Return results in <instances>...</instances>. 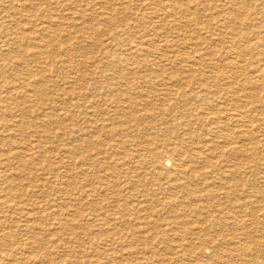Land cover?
<instances>
[{
	"label": "bare ground",
	"instance_id": "6f19581e",
	"mask_svg": "<svg viewBox=\"0 0 264 264\" xmlns=\"http://www.w3.org/2000/svg\"><path fill=\"white\" fill-rule=\"evenodd\" d=\"M2 1H4V0H2ZM92 1L93 2H96V1L100 2L99 7H102L101 9H103L104 12L103 11H97L98 13L94 12L91 15V18L88 17L89 18L88 20H86L84 22L82 21L80 23L78 21L75 22L74 28L76 29L77 32H81L82 30H84L88 34L94 33L98 29L97 26H100L99 24H101V22H100L101 20H102L103 24H107V27H108V24L109 25L114 24V22L116 21V19L120 15L127 18L130 16L129 14L132 15V13H133L132 12L133 10L131 11L129 9V7L126 6V4L124 5V3L123 4L121 3L119 5V4L113 3V0H102V1L92 0ZM138 1H140V3L142 2V4H147L148 6H146L145 9H142L143 10L142 12H137V13L134 12L135 17H138L140 15L147 17V15L150 16V15H154V14L160 15L161 19L172 17V18H175L177 20V23L175 21H173L171 23H175L176 26L179 25V23H180L179 21L181 19H184L185 21H188L191 23L193 22L194 17H192V16L195 15V12L191 8V3L193 4L194 2H196L195 0H138ZM146 1H147V3H146ZM89 2H91V1H89ZM132 2H134V1H132ZM212 2H214V1H212ZM252 2H256L254 6L252 5ZM151 3H152V5H151ZM197 3L200 4V2H197ZM233 3H234L233 6L230 9L228 8L225 11V13L229 15V17H228L229 20L232 19L233 16H235L233 18H236V13H238V12L240 13L242 10L244 11V9L246 10L248 7H251L252 10H254L255 23L258 24V25L255 24L256 25L255 27H257L258 29H256L257 31L255 32L256 38L254 40H252V39L249 40L248 45H244L239 40H237V38H235V37L232 40H230V39L226 40L225 38H223V39L218 38L215 40V38H209L208 39V38H204V37L199 36L196 40L195 39L192 40L191 38H193V37L190 36L191 38H189L190 40H188L187 38H185L183 36L179 37L178 34H176V36H174L175 39H171V41H169L168 39H163V38L162 39H159V38L154 39L155 37H152V36L151 37L149 36L147 39H145L146 38L145 37L143 41H139V43H136V45L133 43V42H136L135 40L127 41L125 43L126 45L122 46V48H120V51L118 52V55L115 56L120 62L125 61V62H127V65H130L129 67L127 66L126 72L121 73L122 77L119 76L120 80L119 81L117 80V84H116L118 87L117 90H113V88H111L112 84L111 85H109V84H104V85L98 84V85L93 86L92 88L86 86L85 90H79V91L76 90V88H74V86H71V87H73L72 90H74L73 91L74 93H78L80 91L86 92V93L88 92V94H87V96H88L91 91H94V92L99 93L102 96L105 95V97H103L104 98L103 101L104 102L109 101L110 102L109 107L113 108V110H114L113 114H110L109 110H108V112H106V115H105L106 117L103 118L104 119L103 129H106L105 131L109 135V138L104 139L101 142L102 147H100V145H96L95 148L96 147L97 148L93 151L92 155H89V154L87 156L84 155V156H82V158H84L85 161H89V166H91L95 170V172L100 171L99 167L103 170H105V168H106V170H107L108 169L106 167L107 164L108 163L112 164L113 168H114V174H115L116 180L114 178L112 181L111 180L105 181V180L100 179L98 175H97L98 177L95 175L96 177H94L92 179V186H93L92 189H86L85 188V190H83V193L86 194V193H89L91 191L92 192L95 191V193H97V190L99 188L103 189V190H107L111 186L113 188V187H115L117 181L118 180L120 181V179H121L120 175L122 177L125 175V173L129 178V182H130L129 185L130 186L134 185L135 188H139L140 185H143V182H145L147 184L150 182L153 185L157 184V182L161 181L165 177L166 183L177 185V187H175V188H180L183 190L186 189V191H188V195L190 197H198V195L194 192V190L191 189L192 188L191 185L194 184V185L198 186L199 184H202V185L206 184L209 186V184L211 183V180L216 181L219 184L218 186L224 190V195H223L224 200H221L223 197H220L221 195L219 196L218 194H217L218 195L217 196L213 190L206 191V192L208 193L209 200L210 199H212V200L216 199L217 200L216 202L220 203L221 205H226V208H227L226 212H221V213L215 214V215L209 214L210 216L207 214V216H206V213H205V206H207L206 204H205V206L201 205V206H194L193 207V205H195V204L192 203L193 205L191 207L194 209L193 213L195 216L193 218V222H196V220L200 221V224L202 225V227L199 226L200 228L195 227V224H193V222H191V220H190L191 218L186 219V217H184V216L183 217L179 216V217H177V220H175L174 217L171 218V216H168L169 218L167 221L174 222L176 224L179 223L180 226L181 225L184 227L187 226L188 227V233L197 237V239L200 241V243L202 245H203V243L215 245V249H213L214 251H212L214 253H213V256H211V257H207L203 253L200 252L201 254H199L200 256H198V260H199V262L204 263V264H234L235 258H236L235 260L237 262L239 261L242 264H246L247 262H244L243 256H248V258L251 257L252 261L256 258H260V259L264 258V247H263L264 246V239L263 238H262L263 240L256 239V236L258 234H261V236L262 235L264 236V0H259V1H256V0L255 1H253V0H233ZM25 4H26V2H25ZM92 4H95V3H92ZM194 5H195V3H194ZM92 6H94V5H92ZM92 6L90 5V7H92ZM196 7H198V6H196ZM91 9H93V7ZM87 10H88V8H87ZM196 10H198V8ZM204 10L206 12V9H204ZM47 12H45V13H47ZM158 12H162V13H158ZM201 12L203 13V11H201ZM52 13L53 12L50 11V13L47 16L48 17L47 20H49L51 22H53L52 20H54V19H52L53 18ZM225 13H223V14H225ZM223 14H222V16H223ZM40 15H42V14H40ZM199 17H200V15H199ZM41 19H43V18H41ZM12 21H15V20H12ZM188 22H186V23L189 24ZM252 23H253V21H252ZM39 24H40V22H39ZM39 24H38V29H36L37 27H35V29H36L35 32L32 31L31 34L23 33L20 39H22L23 41H26V40L28 41L29 39L31 40V38H33V42L29 48L32 50L31 55L35 57L33 62L36 63L33 65L32 74L30 75V77L33 81H30V82L28 81L29 83L28 82H25V83H28V85H30V86H32L31 83H33V82L37 83L36 87H41L39 89V91L41 92L42 95L48 94L46 92V88H47V86L50 85L49 81H52L51 78L54 77L53 75H57V71L59 73L61 72V69L66 66L65 62L71 63L70 66H72L75 69L79 68V70L82 71V73H81L82 75L80 76V74H79V77H81V78H79V79L76 78L78 81L86 78V77L84 78V71H85L84 68H85L86 63L83 60H75L74 57L72 56L74 53H82V54L87 55L89 53L88 50L91 48V49H95V51L99 50L98 52H100L106 58H108V57L110 58L116 54L115 52H112L113 49L104 48L101 43H100L101 46H90V44L95 43V40H92V38H88V37L85 38L84 36H81L80 39L68 41L67 43H68L69 47H61V41H60V39H58L59 38L58 36H57L58 38L56 37V35L54 34V31L52 29L53 25L52 24L47 25L46 23H44L42 25H39ZM54 25H55V23H54ZM189 25H191V24H189ZM127 26H129V23H127ZM195 26H196V23H195ZM233 26H235V25H233ZM103 27H106V25ZM214 27L215 26H213V28ZM172 28H174V27L169 26L170 30ZM105 29H107V28H105ZM185 29H187V28H185ZM235 29H234V31H235ZM27 30H29V29H27ZM98 30H97V32H98ZM100 30H102V29H100ZM11 31H14V30L11 29L10 32ZM102 31H104V29ZM239 32H242V31L240 30ZM255 33H253V34H255ZM98 35H99V32H98ZM194 36H196V35L194 34ZM218 36H220V35H218ZM236 36H237V33H236ZM18 37H20V36H18ZM215 37H217V36H215ZM12 38H14V37H12ZM227 38H229V36ZM28 45H30V44H28ZM13 50H15V49H13ZM13 50H12V52H10L11 50L6 52L7 49H6V51L5 50L3 51L2 48H0V75H2L4 73L6 74V69L8 68L7 65L9 64V61H11L12 59H15V58H16L15 60H17L18 59L17 57L20 54L17 55L16 53L22 52L19 49H17L16 51H13ZM168 50H176V51L181 50L179 52H182V50H183L185 52H184V54H180V55L178 54L179 57H182V59L180 61L176 62L178 60L177 57L174 56L171 58L169 56ZM93 52H94V50H93ZM93 52H92V54H93ZM155 52L158 54V56L153 57L154 55L152 53H155ZM49 53L51 54V55H49V57H51L50 59L52 62L56 59L55 57H59L60 55L65 56L66 59L62 60L58 64V65H60V67L57 66V67H59V70H57L53 65H51L49 63L48 64L45 62L40 63L41 61L42 62L44 61V59L40 60V58H44V57L46 58V56H44V55H46V54L48 55ZM24 54H26V53H24ZM20 58L22 59V56ZM37 59H39V60H37ZM18 60H20V59H18ZM136 60H141V61L136 62ZM119 61H118V63H119ZM1 62H2V64H1ZM19 63L23 64V62H19ZM31 64H32V62H31ZM20 66H22V65H20ZM27 66H28V64H27ZM106 71H107V69H106ZM20 72L27 74V75H25L26 77L22 76L24 81H27L29 71L28 70H22ZM34 72H38V74L37 75L33 74ZM89 75H90V73H89ZM19 76H21V75H19ZM69 77H70V75H69ZM141 77H142V79L145 78V81H146L145 87L143 85L144 82L140 81ZM24 81H23V83H24ZM53 81H55V80H53ZM66 82H67V80L65 81V83ZM71 82H73V81L71 80ZM67 86H66V88H67ZM12 87H13V85H12ZM80 88H82V87H80ZM12 91L13 90H11L10 88L9 89L7 88L5 92L9 93ZM110 92H112V93L116 92V93H114V96H112L110 94ZM12 95L13 94H11V96H10L11 98H12ZM15 95H17V94H15ZM26 95H28V94H26ZM35 96H36V94H35ZM0 98L2 99V96H0ZM50 99H51L50 97L47 98V100H50ZM88 102H90V105H92L91 104L92 100H90ZM168 102L172 103L168 107L170 113L174 112V111H171V108L173 107L175 109L181 110L180 114H168L167 112H164L162 107L165 106ZM37 104L38 103H36V105ZM16 105H17V107H21L22 109H24V105L21 102L17 103ZM93 105H95V103H93ZM107 105H109V104H107ZM88 107L90 108V106H88ZM146 108L151 109L152 111H149ZM51 109H53V108H51ZM59 109L61 110V108H59ZM37 110H38V108H37ZM157 110H158V112H157ZM0 111H2V108H0ZM45 111L47 112V110H45ZM140 111L142 112V114L140 113ZM33 113H36V112L33 111ZM58 113L56 115H58ZM88 113H86L84 115L86 123L90 124V123H94V122L99 121V119H97L98 116L96 113L94 114V113H92V111L88 112ZM140 114H141V117L139 119H144L142 121L148 122V126L145 125L143 128H141L142 135L130 134L131 133L130 130L133 126V125H130V126L126 127V129L128 130V132L130 134L129 136L126 135L129 138L127 140V142L125 140H123V138L117 136L116 133H118V131H117L118 127H123L130 120H132V121H133V119L136 120ZM60 116H61V114H60ZM53 117H55V116H53ZM67 118H68V116H67ZM16 120H17V118H16ZM41 121H43V120H41ZM53 122H54V119L51 117L49 119V122H47L46 124L51 125ZM135 122H137V120ZM133 123H134V121H133ZM143 124L144 123H140V125H143ZM22 125H23V122H22V120H20L19 125H18V128L20 130L22 129ZM116 125L118 127H116ZM54 127H56V126H54ZM11 130H13V128H11ZM52 132H53V136H49V137H57L58 136V135H56L57 133H54V131H52ZM85 134H86V132H85ZM100 136H101V134H100ZM56 140H57V138H56ZM85 142H88V140H85ZM129 142H131V144H129ZM8 143H9V141H8ZM10 143L12 145L15 144V142L14 143L10 142ZM41 144L44 145L43 142H41ZM78 145H80V143ZM52 146H55V145H52ZM82 146H83V144H82ZM98 146L100 148H98ZM36 147H37V145H36ZM47 147H48V145H47ZM27 150L31 152V148L27 147ZM76 150L77 149L69 147V148H65L63 153L75 155V154L79 153V152H76ZM0 152H1V150H0ZM32 152H33V150H32ZM21 153H24V151L23 152L20 151V153L13 154L12 160L15 161L16 158H19V161L22 162V164L24 166L29 167L30 164L23 160V158L21 157L23 154H21ZM25 153H27V152H25ZM27 154H29V153H27ZM29 156H31V155L29 154ZM25 159H26V156H25ZM30 159L31 158L29 157V159H27V160L29 162H32ZM58 160H60V159H58ZM67 162H69L68 159H67ZM2 164L3 163H1V165ZM77 164H78V162H77ZM43 165H44V163H43ZM66 165L68 166V164H66ZM16 166H18V164ZM35 166H37V165H35ZM91 167H89V168H91ZM3 168L5 169L4 166H3ZM76 168H77V166H76ZM125 168H126V170H125ZM136 168H137V170H136ZM5 171H7V170H5ZM61 172L63 173V171H61ZM52 173H54V171H52ZM64 173H65V171H64ZM106 173H108V172H106ZM27 174L29 175V173H27ZM109 174H110V172H109ZM22 176H24V175H22ZM27 176H26V178H27ZM14 178H16V177H14ZM173 178H175V179H173ZM61 179H63V178H61ZM0 181H2V180H0ZM34 182H35V178H34ZM93 183H95V184H93ZM28 184L29 183H27V185ZM58 184L60 185V182ZM85 185H86V183H85ZM36 187H38V186H36ZM16 189H19V188H16ZM172 189H173V187H172ZM109 190H111V189H109ZM69 192H67V194L71 195ZM5 195H6L5 196L6 198H9V200H11L13 202H15V200L19 199L14 186H11V187L9 186ZM28 195H30V194L28 193ZM110 195H109V197H110ZM51 196H53V195L51 194ZM72 197H74V196H72ZM49 199H51V198H49ZM68 199L69 198H67V201H68ZM111 199H112V197H111ZM43 200H44V198H43ZM108 201L110 202V199ZM188 203L186 202L187 205H188ZM190 204H189V206H190ZM209 204H211V203H209ZM65 205H67V204H65ZM1 208H2V206H1ZM72 208H73V206H72ZM163 208H164V206H163ZM34 209H36V208H34ZM61 209H62V207H61ZM3 211L5 212V209ZM28 211H29V209H28ZM47 211H48V207H47ZM100 211H103V210H100ZM207 211H208V209H207ZM261 211L263 213V217H260V215H259V212H261ZM75 212H76V210H75ZM17 213H19V212H17ZM44 213H46V212H44ZM48 213H49V211H48ZM31 214H32V212H31ZM34 215H36V214H34ZM93 215H94V213H93ZM190 215H192V214H190ZM58 216H59V214H58ZM29 218H31V217H29ZM66 218H68V217H66ZM74 218H76V216ZM101 220L102 221L100 222V224L96 225V227L99 226L98 229L97 228L95 229V230H98V232L96 233L97 235H95V234L93 236L88 235L87 236V239H88L87 243L85 241H79L80 239L79 240L77 239V242L80 244L79 250L83 251V253H85L87 251V245L89 243L92 246L93 245H99V242H97V240H104V241H102L104 243V245H103L104 247L102 246L103 249L101 250V254H103V256L100 257L102 260H100V263L98 262L97 264H122V263H124V258L122 256L118 255V253H116L117 252L116 250L114 251L116 243H119L120 240H126L128 237H132V239H137V238L145 239V238H148L147 236L150 233L149 228H146V230H144L142 232L141 231L138 232V231H135L133 229L129 232L130 233L129 235H126V229L125 228L114 229L116 226H113V225H115V224L118 225L120 223V220L118 221V223L113 222L114 220L111 221L110 215L105 214V213L102 215ZM57 222H59V221H57ZM49 223H50V221H49ZM41 224H42V222H41ZM170 224L171 223L166 224V225L169 226ZM205 224H208L211 227H215L216 229L219 230V233H223V236L219 239L217 238L218 240L214 239V236L210 233V231H211L210 228L207 227L208 225L203 226ZM77 225H79V224H77ZM161 226L158 225L156 227L160 228ZM257 227L259 229H256ZM66 228H68V226ZM70 229L72 230V228H70ZM180 229H181V227H180ZM5 230H6V228H5ZM152 230H153V228H152ZM160 230L162 233H166V234H167V231H169V229H165L164 227L160 228ZM6 231H8V230H6ZM44 231H45V229L43 228V232ZM57 232L58 231H56L55 233H57ZM139 235H140V237H139ZM30 237H32V236H30ZM53 237L55 238L54 235H53ZM172 238H174V237H172ZM222 238L226 239V242H224L226 245V248H224L223 246H220L223 244V242L222 243L219 242ZM170 241H172V240H170ZM189 241H190V239H189ZM216 241L218 244L215 243ZM46 242H47V240H46ZM55 242H57V241H55ZM60 242H58L57 244H59ZM62 244H63V242H62ZM6 245H8V244H6ZM174 245H176V244L174 243ZM174 245H172V246H174ZM9 247H10V245H9ZM95 247L97 248V246H95ZM167 247H168V245H167ZM262 247H263V249H261ZM178 248H181V247H178ZM251 248L254 249V254H252V255H251L252 251H250ZM31 249L33 250V248H31ZM55 249H56V247H55ZM145 249H147V248H145ZM191 249L194 250L195 248L192 246ZM34 250H35V248H34ZM71 251H73V250L71 249ZM93 251H95V250H93ZM53 252H55V251H53ZM74 252H75V250H74ZM110 252H112V253H110ZM183 252H184V250H183ZM35 253L36 254L34 256L35 258H33V262L35 261V259H40L42 261V263L44 260V261H47L48 264H55V258L54 259L51 258L46 253V251L43 247H40L38 250H36ZM56 254H54V255H56ZM154 254H156V255L158 254V250L156 248H154ZM58 255H59V252H58ZM76 255L78 256V254H76ZM28 257L31 258V256H28ZM118 257H121V258L119 259ZM145 257H147V256L145 255ZM230 257H232V261H231ZM147 258H149V257H147ZM171 258H172V256H171ZM15 259L17 260V258H15ZM158 259L159 258H157V261H158ZM245 259H247V258H245ZM1 260H0V263H1ZM25 260H27V259H25ZM69 260L70 261L68 262V264H84V261L81 260V258H77V260L74 262H71V259H69ZM195 260L197 261V259H195ZM97 261H99V260H97ZM151 261H154V260H150V262ZM2 262H4V261H2ZM5 262H6V260H5ZM66 262H65V264H66ZM239 262H238V264H239ZM34 263H36V262H34ZM95 263H93V264H95ZM25 264H27V263H25ZM153 264H168V263H163L162 260L159 259L158 263L153 262Z\"/></svg>",
	"mask_w": 264,
	"mask_h": 264
},
{
	"label": "rangeland",
	"instance_id": "374dc122",
	"mask_svg": "<svg viewBox=\"0 0 264 264\" xmlns=\"http://www.w3.org/2000/svg\"><path fill=\"white\" fill-rule=\"evenodd\" d=\"M129 1L128 0H113V3L119 4V5L121 3L122 4L124 3V5L126 4V6H128L131 11L133 10L132 11L133 13L132 15L129 14L130 16L127 18L120 15L116 19L114 24L112 25L108 24V27H107V24H103L101 20L100 21L101 24H99L100 26H97V28L99 29V30L97 29L99 32V35H98L97 30L95 31L96 33L94 32V33L88 34L84 30H82L81 32H77L76 29L74 28L75 22L78 21L80 23L82 21L84 22L88 20L89 18H91V15L94 12L96 13H98L97 11L104 12V10L101 9L102 7H99L100 2L98 1L93 2L92 0H59V1L58 0H4V1L0 0V48H2L3 51L4 50L6 51L7 49L6 52H8L9 50H11L10 52H12L13 49H15L13 51H16L17 49L22 51V52L16 53L17 55L20 54L17 58L20 59L21 61L18 59L15 60L16 58L12 59L11 61H9V64L7 65L8 67L6 69L7 75L5 73L0 75L1 76L0 77V96H2V99L0 98L1 100L0 108H2V111H0V130H1L0 131V144H1L0 145V150H1L0 152L1 153L0 154V161H1L0 162V180H2L0 181V198H1L0 199V260L2 259L0 264L2 263L3 264L4 263L5 264H11V263L12 264H22V263L23 264L25 263L27 264H46L47 263L48 264V262L44 260L42 263L40 259H35L34 262L36 263L33 262V258H35L34 256L36 254L35 252L40 247H43L46 253L51 258L53 259L55 258V264L57 263L65 264L66 261H67L66 264H68V262L70 261L69 259H71V262H74L77 260V258H81V260L84 261V264L86 262H87L86 264H93L95 262H96L95 264H97L98 262L100 263V260H102L100 257L103 256V254H101V250L104 247L103 246L104 243L102 241L104 240H97V242H99V245L92 246L89 243L87 245V251L83 253V251L79 250L80 244L77 242V239L78 240L80 239L79 241H85L87 243L88 235L90 236H93L94 234L97 235L96 233L98 232V230H95V229L96 228L98 229L99 226L96 227V225L100 224V222L102 221L101 217L104 213L109 214L111 221L114 220L113 222L118 223V221L120 220V223L118 225L116 224L113 225V226H116L114 229L125 228L126 235H129L130 234L129 232L133 229L138 232L139 231L142 232L146 230V228L150 229V233L147 236L148 238L143 239V238L136 237L138 239L137 240V239H132V237H128L126 240H120L119 243H116L114 251L116 250L117 251L116 253H118V255L124 258V263L122 264H126V263L127 264H153V262L158 263L159 259H161L163 263H168V264H183V263L184 264L185 263L186 264L187 263L188 264H197V263L204 264V263L199 262L198 260V256H200L199 254L203 253L207 257L213 256L214 252L212 251H214L213 249H215L214 244L203 243L202 245L200 241L197 239V237L188 233L187 226L185 227L182 225L180 226L179 223L176 224L174 222H169L167 220L169 218L168 216H171V218L174 217L175 220H177V217L179 216L181 217L184 216L186 217V219L191 218L190 220L191 222H193V218L195 217L193 213L194 209L191 207L193 204H195L193 205V207L201 206V205L205 206L206 204L207 205L205 206L206 216L207 214L215 215L221 212H226L227 211L226 205H221L220 203L216 202L217 201L216 199L209 200L208 193L206 192V191L213 190L216 193V195L218 194L219 196L221 195L220 197H223L224 190L218 186L219 184L216 181L211 180V183L209 184V186L206 184L205 185L199 184L198 186L194 184L191 185L192 186L191 189L194 190V192L198 195V197H190L186 189L183 190L180 188H175L177 187V185L166 183L165 177L161 181L157 182V184L153 185L150 182L148 184L143 182V185H140L139 188H135L134 185L133 186L129 185L130 183L129 178L125 173V175L122 177L120 175L121 179L120 181L119 180L117 181L115 187L112 188L111 186L109 188L111 190L109 189L103 190L99 188L97 190V193H95V191L94 192L91 191L86 194L83 193V190H85V188L92 189L93 187L92 179L96 177L97 175L99 176L100 179L105 180V181H109V180L112 181L114 178L116 180V177L114 174V168L112 164L110 163L107 164L106 166L108 168L107 170L106 168L105 170H103L99 167L100 171L95 172V170L91 166H89V161H85V159L82 158V156L84 155L85 156H87L88 154L92 155L93 151L97 148V147L95 148V146L100 145V147H102L101 142L104 139L109 138V135L105 131L106 129H103V126H104L103 118L106 117L105 115H106V112H108V110L110 114H113L114 110L113 108L109 107L110 106L109 101H107L108 103L103 101L104 100L103 97H105V95L102 96L99 93L94 92V91H91L88 96H87L88 92L86 93V92L80 91L78 93H74L73 92L74 90H72L73 87L71 86H74V88H76V90L79 91V90H85L86 86L92 88L93 86L98 85V84L100 85H104V84L111 85L112 84L111 88H113V90H117L118 88L116 85L117 80L118 81L120 80V77H122L121 73L126 72L127 66L129 67L130 65H127V62L125 61L120 62L115 56L118 55L120 48L126 45L125 43L127 41L135 40L136 42H133V43L136 45V43H139V41H143L145 37H146L145 39H147L149 36L155 37L154 39L163 38V39H168L169 41H171V39H175L174 36L178 34L179 37L183 36L187 38L188 40H190L189 39L191 38L190 36L193 37L191 38L192 40L193 39L196 40L199 36L208 38V39L215 38V40L218 38H222V39L225 38L226 40H229V39L232 40L235 37L237 38V40H239L244 45H248L249 40L251 39L254 40L256 38L255 32L257 31L256 29H258L257 27H255L256 25H258L255 23V13L251 7H248L246 10L244 9V11L242 10L240 13L239 12L236 13V18H233L235 17L233 16L232 19L229 20L228 19L229 15L226 14L225 11L228 8L230 9L233 6L234 4L233 0H208V1L207 0H195L196 1L194 2L195 5L194 3L193 4L191 3V8L195 12V15L192 16L194 17L193 22L191 23V22L185 21L184 19H181L179 21L180 22L179 25L176 26L175 23H171V22L175 21L177 23V20L172 17L161 19L160 15H157V14L150 15V16L147 15V17L142 16V15L135 17V13L142 12L143 11L142 9H145L146 6L148 5L142 4V2L140 3V1L138 0H129ZM256 1H259V0H256ZM197 2H200V4ZM92 3H95V4H92ZM255 3L256 2H252V5L254 6ZM90 5L95 6V7L92 6L95 11L91 9L92 7H90ZM197 8L198 10H196ZM204 9H206V12ZM50 11L53 12L52 13V17H53L52 19H54L52 20L53 22L47 20L48 18L47 16L50 13ZM201 11H203V13ZM158 13H162V12H158ZM12 20H15V21H12ZM186 22H188L191 25L187 24ZM44 23H46L47 25L49 24L53 25L52 29L56 37L57 36L59 37L57 38L60 39L61 41V47H69L67 43L68 41L80 39L81 36H84L85 38L88 37V38H92V40H95V43H94L95 45L90 44V46H101L100 45L101 43L104 48L113 49L112 52H115L116 54L110 58L109 57L106 58L104 57V55L98 52L99 50L95 51V49H91V48L88 50L89 53L87 55L82 54V53H74L72 56L74 57L75 60H83L86 63L85 68H84V70L86 71V72L84 71V78L85 77L86 78L78 81L77 79L81 78L79 77V74L81 76L82 71L79 70V68L75 69L72 66H70L71 63L65 62L66 66L62 68L65 72L62 69L60 73L57 71V75H53L54 77L51 78L52 81H49L50 85L47 86L46 88V92L48 94L42 95L41 92L39 91L41 87H36L37 83L33 82L31 83L32 86L28 85L30 81H33L30 75L32 74L33 65L36 64L33 62L35 57L31 55L32 50L29 49L33 42V38H31V40L29 39L28 41L27 40L23 41L20 38L23 33L31 34L32 31L35 32L36 29H38V24L42 25ZM127 23H129L130 27L127 26ZM195 23H196V26H195ZM105 25L106 27H103ZM169 26H173L174 28L170 30ZM213 26L215 27L213 28ZM35 27L37 28L35 29ZM105 28H107L108 30ZM11 29H13L14 31L10 32ZM100 29L102 30L104 29V31ZM240 30L242 32H239ZM235 32L237 33V36ZM193 33L196 36H194ZM228 36L229 38H227ZM179 51L181 50H178V51L168 50L169 56L171 58L174 56L177 57L178 60L176 62L182 59V57H179V55L184 54L185 52L183 50L182 52H179ZM152 54L154 55L153 57L158 56L156 52ZM49 55L51 54L49 53L48 55L47 54L44 55L46 56L47 59L45 57L40 58V60L44 59V61L43 62L41 61L40 63H44V62L47 64L49 63L53 65L57 70H59L60 65L58 64L62 60L66 59L65 56L60 55L59 57H55L56 59L52 62L50 59L51 57H49ZM21 56H22V59L20 58ZM139 61L141 60H136V62H139ZM19 62H23V64L22 63L20 64ZM20 65H22L23 67ZM22 70L29 71L27 81H24V79L22 78V76L27 75V74L20 72ZM33 74L37 75L38 72H34ZM65 79L67 80L66 83H65L66 81ZM71 80L73 82H71ZM140 81L144 82L143 85L145 87L146 85L145 78L142 79L141 77ZM25 82H28V83H25ZM7 88L8 89L10 88L13 91L9 92L10 93L9 94L8 92H5ZM114 93L110 92L112 96H114ZM11 94H13L12 98L10 97ZM49 97L51 99L47 100V98ZM90 100H92V102L95 103V105H93L92 102L91 104L93 106L90 105V102H88ZM19 102H21L24 105V109H22L21 107H17L16 104ZM35 102L38 104L36 105ZM170 104L172 103L168 102L165 106H163L162 107L163 111L167 112L168 114H180L181 110L175 109L173 107L171 108V111H174V112L170 113L168 109ZM88 106H90V108ZM58 107L61 108V110ZM45 110H47V112ZM148 110L152 111L151 109H148ZM33 111H35L36 113H33ZM91 111L92 113L97 114L98 116L97 119H99V121L88 124L85 122L84 115ZM57 113L58 115H56ZM140 113L142 114L141 111ZM141 114L136 119L137 122H135L136 120L133 119L134 123L132 120H130L127 124H125L126 126L124 125L123 127H118L116 125V127H118L117 128L118 133H116L117 136L123 138V140L127 142L129 138L126 135L128 136L130 134L142 135L141 128H143L145 125L148 126V122L142 121L144 119H139L141 117ZM47 117L49 119L51 117L54 119V122L51 125L46 124L47 122H49V119ZM19 119L22 120L23 125H24V126L22 125L21 130L18 128V125L20 122ZM140 123H144V124L140 125ZM130 125H133V126L130 130L131 133L129 134L126 127ZM11 128H13V130H11ZM52 131H54V133H57L56 135L58 136L49 137V136H53ZM99 133L101 134V136ZM85 140H88V142H85ZM10 142H13V143L15 142V144L12 145ZM41 142H43L44 145H42ZM78 142L80 143V145H78L79 144ZM129 144H131V142H129ZM36 145L38 148L36 147ZM52 145H55V146H52ZM27 147L31 148V152L27 150ZM69 147L77 149L76 152H79V153L75 155L63 153L64 149L69 148ZM100 147L98 146V148ZM19 150L22 152L24 151V153H21L23 154L21 157L23 158L25 162H28L30 164L29 167L24 166L22 162L19 161V158H16L15 161L12 160L13 154L20 153ZM25 152L29 153L31 156H29V154ZM25 156H26V159H25ZM29 157L31 158L30 160L32 162H29L27 160L29 159ZM67 159L69 162H67ZM1 163L3 164L1 165ZM17 164L18 166H16ZM66 164H68V166ZM3 166L5 167V169L3 168ZM5 170H7L8 172ZM52 171H54V173H52ZM61 171H63V173ZM64 171L67 175L64 173ZM27 173H29V175ZM22 175H24L25 177ZM60 177L63 179H61ZM34 178H35V182H34ZM59 182H60V185L58 184ZM27 183L29 184L27 185ZM9 186L10 187L14 186L16 193L19 197V199L15 200V202L5 197L6 196L5 193L7 189L9 188ZM16 188H19V189H16ZM67 192H69L71 195H68ZM28 193L30 195H28ZM51 194L53 196H51ZM42 197L44 198V200ZM67 198H69L68 201H67ZM109 199H110V202L108 201ZM221 200H224V197ZM186 202L187 203L189 202L188 205L186 204ZM47 207H48L49 213L47 211ZM34 208H36L37 210ZM4 209H5V212L3 211ZM100 210H103V211H100ZM259 215L260 217H263L262 211L259 212ZM75 216L76 218H74ZM48 220L50 221V223ZM169 223H171L172 225L171 224L169 226L166 225ZM193 224H195V227H198V228L202 227V225L200 224V221L198 220H196V222H193ZM158 225L159 226L162 225L160 228L164 227L165 229H169L170 232L167 231V234L162 233L160 228L156 227ZM207 225L208 224H205L203 226H207ZM67 226L68 228H66ZM207 227L210 228L211 230L210 233L214 236V239H217V238L219 239L223 236V233H219V230L216 229L215 227H211L209 225ZM5 228L8 231H6ZM43 228L45 229L46 232L45 231L43 232ZM70 228H72V230ZM256 229H259V228L257 227ZM56 231L58 232L55 233ZM29 235L32 237H30ZM53 235L55 236V238L53 237ZM180 236L181 237L183 236V237L181 238ZM262 238L264 239V236L263 235L261 236V234H258L256 236V239L258 240L259 239L263 240ZM58 242L60 243L57 244ZM219 242L220 243L223 242V244L220 246H223L224 248H226V245L224 243L226 242V239L222 238ZM174 243L176 245H174ZM215 243L218 244L217 241ZM60 246L61 247L63 246V247L61 248ZM95 246H97V248ZM192 246L195 248L194 250L191 249ZM55 247L58 251L55 249ZM178 247H181V248H178ZM263 247L261 249H263ZM31 248H33V250ZM154 248L158 250L157 255L154 254ZM71 249L73 251H71ZM53 251H55L57 254ZM250 251L253 252V253L251 252V255L254 254L253 248H251ZM58 252H59V255H58ZM76 254H78V256ZM145 255L149 258L145 257ZM28 256H31V258ZM15 258H17V260ZM118 258L120 259L121 257H118ZM157 258H159L158 261H157ZM230 258L232 261V257ZM250 258H248V256H243L244 262H247L246 264H249L250 262H251L250 264H264V258H261V259L256 258L253 261H252V258L251 259ZM195 259H197L198 262ZM235 259H234V264H238L239 261L237 262ZM150 260H154V261L150 262ZM239 264H242V263L239 262Z\"/></svg>",
	"mask_w": 264,
	"mask_h": 264
}]
</instances>
